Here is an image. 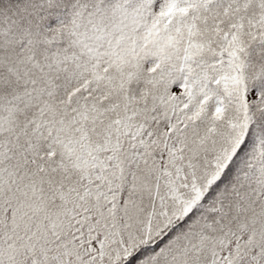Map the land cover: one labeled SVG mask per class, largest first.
Instances as JSON below:
<instances>
[{
  "label": "snow or ice",
  "instance_id": "1",
  "mask_svg": "<svg viewBox=\"0 0 264 264\" xmlns=\"http://www.w3.org/2000/svg\"><path fill=\"white\" fill-rule=\"evenodd\" d=\"M0 264H264V0H0Z\"/></svg>",
  "mask_w": 264,
  "mask_h": 264
}]
</instances>
